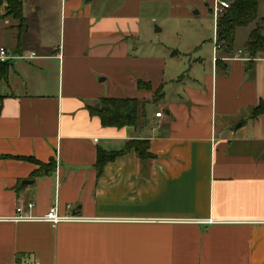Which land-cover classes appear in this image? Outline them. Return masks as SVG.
I'll list each match as a JSON object with an SVG mask.
<instances>
[{
	"label": "crops",
	"instance_id": "crops-1",
	"mask_svg": "<svg viewBox=\"0 0 264 264\" xmlns=\"http://www.w3.org/2000/svg\"><path fill=\"white\" fill-rule=\"evenodd\" d=\"M165 1L183 0H22L20 26L0 5L10 56L0 81V264H264V151L241 149L243 139L264 141V114L251 117L264 76L248 74L243 48L216 47V0L207 9L193 0L214 19L207 70L194 69L196 58L179 78H165V58L143 67L131 39L148 30L147 7ZM101 97L139 100L136 124L103 126L87 109ZM132 139L148 140L147 157L127 151L97 167V149ZM26 157L54 171L35 176ZM27 202L33 216L55 206L78 218L14 221Z\"/></svg>",
	"mask_w": 264,
	"mask_h": 264
},
{
	"label": "rangeland",
	"instance_id": "rangeland-1",
	"mask_svg": "<svg viewBox=\"0 0 264 264\" xmlns=\"http://www.w3.org/2000/svg\"><path fill=\"white\" fill-rule=\"evenodd\" d=\"M192 2L193 0H183L182 4L173 5L171 2L165 1L157 5H151L152 7H147L148 9L144 12L147 16L143 19L147 21L148 30L146 29V32L142 30V34L139 37H132L131 39L134 43H137V52L138 56L143 58L141 63L143 67L157 66V59L163 60L162 58H165V78H167L169 73L171 75L175 70H181L179 75L175 77L179 78L187 73V71H183L184 66L188 67L189 63L193 64L196 58L198 61L193 64L194 69H197L200 73L203 69H208L211 60V50L214 46V19L209 12H203L195 2ZM201 2L207 4V7H205L207 9L209 6L208 1L201 0ZM172 8H179L178 10L174 9V12L184 9L186 15L175 16L172 13ZM263 17L264 0H258L257 19L248 26L239 27L236 39L233 42L234 50H242L249 32ZM152 18L154 20H151ZM156 28H159V30H156ZM192 38H195L197 42L196 47L192 48L193 50L189 47V42ZM172 51H176L177 55L170 58L169 55ZM201 55L204 57H198ZM169 69L170 71L168 72ZM245 69L248 74L255 72L257 76L263 77L264 60L255 61L250 67L248 62H245ZM217 74L220 75V72ZM248 127L247 125L239 134H246ZM243 141L246 142L244 145L242 144L241 149L250 152L264 151V141L252 142L251 139H243Z\"/></svg>",
	"mask_w": 264,
	"mask_h": 264
},
{
	"label": "trees",
	"instance_id": "trees-1",
	"mask_svg": "<svg viewBox=\"0 0 264 264\" xmlns=\"http://www.w3.org/2000/svg\"><path fill=\"white\" fill-rule=\"evenodd\" d=\"M0 5L4 7L2 17L11 16L19 21L20 26L23 21L22 0H0ZM257 10L258 0H231L229 6L223 9L216 20V47L226 51L232 50L236 29L248 26L250 23L256 21ZM242 51L249 57L248 63H252L255 58L264 52V17L249 32ZM7 62H0V81L5 78ZM136 86L139 89H151L149 82L141 80L136 82ZM156 96H161L160 89L155 91ZM140 104L141 102L136 98L101 97L94 105H88L87 109L91 115L99 117L103 126L122 127L136 124ZM260 114H264V101H260L252 108L251 117H256ZM127 151H135L141 157H147L149 152L148 140H129L118 151L107 152L100 148L97 149V167L102 168L107 162L114 160L118 155ZM26 159L34 161L39 165V168L34 171L35 176L50 175L54 171L52 161L49 163H39L30 157H26Z\"/></svg>",
	"mask_w": 264,
	"mask_h": 264
},
{
	"label": "built area",
	"instance_id": "built-area-1",
	"mask_svg": "<svg viewBox=\"0 0 264 264\" xmlns=\"http://www.w3.org/2000/svg\"><path fill=\"white\" fill-rule=\"evenodd\" d=\"M230 1L226 0H216L213 6V14L215 19H217L218 15L223 11V9L229 6ZM240 52V51H239ZM34 53H32V56ZM239 57V54L235 55ZM10 58L7 54L5 48H0V62H5ZM162 114V111L155 112V116L159 117ZM33 207V202H27L25 206L19 205L16 207V213L13 217H11L14 221H47L52 224H57L60 221H71L77 220L78 217L71 214H59L57 208L52 206L43 216H33L29 213V210ZM67 208H70V205H67ZM22 264H36L29 261V259H24Z\"/></svg>",
	"mask_w": 264,
	"mask_h": 264
},
{
	"label": "water",
	"instance_id": "water-1",
	"mask_svg": "<svg viewBox=\"0 0 264 264\" xmlns=\"http://www.w3.org/2000/svg\"><path fill=\"white\" fill-rule=\"evenodd\" d=\"M226 1H231V0H226ZM23 182H31V181H23Z\"/></svg>",
	"mask_w": 264,
	"mask_h": 264
}]
</instances>
